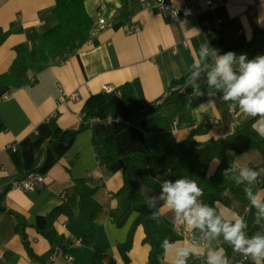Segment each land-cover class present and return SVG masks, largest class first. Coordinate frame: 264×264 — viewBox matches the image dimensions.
Returning <instances> with one entry per match:
<instances>
[{"label":"crops","instance_id":"1","mask_svg":"<svg viewBox=\"0 0 264 264\" xmlns=\"http://www.w3.org/2000/svg\"><path fill=\"white\" fill-rule=\"evenodd\" d=\"M128 1L126 15L120 12L119 0H85L84 8L93 22L103 18L108 26L76 53L56 60L36 73L27 86L13 89L0 99V192L6 191L2 202L5 212H0V264H147L150 246L143 242L145 234L141 226L134 230L132 244L126 249L137 215L133 213L122 226L117 225L120 202L115 194L122 186V175L113 174L98 163L93 135L109 126L116 152L122 155L130 151H154L183 140L198 125L207 127V132L198 136L199 142L224 138L251 118L240 112L238 104L235 111H230L233 102L223 100L222 89L207 94L198 89L208 84V73L214 67L210 56H201L200 46L208 43L210 50H219L217 55L231 51L237 58L245 54L248 60L264 56L263 47L248 53L253 47L250 45L254 29L264 27V0H225L212 9L203 0H171L176 8L186 7L191 11L177 22L170 14L142 9L137 0ZM54 8L55 0H0V32L9 31L0 43V75L8 71L19 46L30 44L33 36H43L56 27ZM217 21V28L207 30L208 25ZM131 25L136 26L134 32L129 30ZM205 63L179 90L180 93L188 88L194 90L185 109L170 105L134 121L132 111L122 103L118 93H113L108 104H113L115 110L107 118L111 120L109 124L95 121L71 142H50L54 132L76 128L86 99L103 92L105 87L114 91L129 83L141 102H157L167 95L173 81ZM234 71L240 74L236 65ZM197 91L202 95H197ZM13 154L19 157V168L12 163ZM227 156L232 171L223 173V179L250 188L252 196L264 202L262 155L248 150L237 156L229 152ZM219 164L217 159L211 160L207 176H212ZM34 169L43 175V185L33 192L6 190L18 170L19 174H26ZM244 169L258 173L251 184L240 176ZM147 176L160 187L165 180L174 181L165 168L149 166ZM76 180H83L95 189L93 200L99 206L91 245L81 239L79 196L74 191ZM138 188L147 201L156 205L158 227L168 241L162 248V264H174L176 250L188 246L196 248L198 255H190L187 264H207L209 252L222 255L228 264H254L251 257L234 252L232 246V259H228L216 237L207 234V227L189 228L185 221L177 219L160 199L161 191L147 189L140 183ZM216 208L224 221L234 223L240 217L264 233V217L257 220L258 210L251 201L247 204L226 190ZM54 210L57 212L54 230L71 243L66 255L61 249L50 255L49 242L34 229L38 216ZM16 216L27 224L28 243L44 263L28 256L15 232ZM243 232L248 238L246 228ZM94 256L98 257L97 261Z\"/></svg>","mask_w":264,"mask_h":264},{"label":"trees","instance_id":"2","mask_svg":"<svg viewBox=\"0 0 264 264\" xmlns=\"http://www.w3.org/2000/svg\"><path fill=\"white\" fill-rule=\"evenodd\" d=\"M119 1L121 3L120 12L128 15L129 1ZM84 2L85 0H55L53 15L57 21L56 27L43 36H33L30 44H22L16 49V57L8 71L0 75V99L13 89L27 86L36 73L48 68L56 60H62L73 55L89 40L94 22L87 14ZM8 34L9 31L0 32V43L5 40ZM250 46L253 47H250L248 53L257 52L260 48H264V27L254 29ZM206 65L207 63L198 66L180 79L173 81L167 95L157 102H141L135 96L129 83H125L109 93L103 91L91 95L82 107L80 124L73 129L54 132L50 142H71L80 132L91 128L93 122L103 123L108 117L113 116L115 107L113 104H108L113 93H118L122 103L132 111L134 121L160 112L170 105L183 110L188 106L189 97L194 90L188 88L180 93V88L186 85L194 77V74ZM198 89L203 94H207L216 87L205 84L199 86ZM258 119V117H251L242 122L231 135L224 138L199 142L198 136L207 132V127L198 125L192 128L183 140L170 143L154 151H130L122 155L116 152L109 126H106L98 135H93L92 145L96 151L98 163L105 166L109 172L113 174L120 172L122 175V186L115 194L120 202V210L117 212V225L122 226L131 214L136 213L137 215L128 234L126 249L132 244L134 230L137 226H141L145 234L143 242L150 246L147 264H162V248L168 241L160 233L157 218H151L153 214L156 215L157 213L156 205L147 201L138 188L140 183L147 189L161 191L162 187L147 176L149 166L157 169H168L173 180L180 178L195 180L203 191V194L197 198V202L212 208L217 216L220 215L216 203L221 201V196L226 190L249 204V194L252 196V190L227 182L222 175L232 171L227 156L229 152L237 156L248 150H254L258 151L264 160V137L260 136L253 128V124ZM213 159L220 162L219 167L212 176H207L208 165ZM11 160L13 165L19 168L20 161L16 154L12 155ZM36 171L34 169L27 173ZM19 173L18 170L16 173L18 175L9 181L6 190L11 189L13 180L21 179L27 174ZM74 191L79 196L81 239L91 245L96 230L94 216L99 209L93 200L95 189L90 188L83 180H76L74 181ZM5 192H0V212H5L2 206ZM16 218L18 223L15 232L20 236L28 256L44 263V259L36 256L28 243L25 234L27 224L19 216ZM56 218L57 212L55 210L46 216H38L34 229L49 242L50 255L54 254L56 249H61L62 253L66 255L67 247L71 243L59 236L54 230L53 224ZM221 220L225 222L222 218ZM246 225L249 239L255 235L264 236L257 225L251 222ZM216 239L226 257L232 259L231 245L224 240L223 234L216 236ZM97 260L98 257L94 256V261Z\"/></svg>","mask_w":264,"mask_h":264},{"label":"clouds","instance_id":"3","mask_svg":"<svg viewBox=\"0 0 264 264\" xmlns=\"http://www.w3.org/2000/svg\"><path fill=\"white\" fill-rule=\"evenodd\" d=\"M218 51V49L210 50L208 43L200 46L201 56H210L214 60V67L208 73L209 86L223 90V100L233 102L229 105L230 111H235L238 104L242 114L258 117L253 128L264 137V56L248 60L245 54L237 58L231 51L217 55ZM234 65L238 66L239 75H236ZM196 94L202 95L199 91ZM257 175V172L248 169L240 173L242 180L249 184L256 180ZM202 194L203 191L195 180L180 178L163 182L160 199L170 211L174 212L175 217L185 221L189 228L203 230L207 227V234L212 238L223 234L224 240L232 246L234 252L251 257L254 264H261L264 261V236L255 235L251 239L246 238L243 229L247 225L240 217H237L234 223L222 222L221 217L215 215L212 208L197 202V198ZM249 199L252 206L258 210L257 220L264 217V202L250 194ZM151 218L156 219V215L153 214ZM190 255H198L196 248L188 246L177 249L174 264H187ZM207 264H228V261L216 252H209Z\"/></svg>","mask_w":264,"mask_h":264},{"label":"built area","instance_id":"4","mask_svg":"<svg viewBox=\"0 0 264 264\" xmlns=\"http://www.w3.org/2000/svg\"><path fill=\"white\" fill-rule=\"evenodd\" d=\"M204 4L207 8L212 9L217 5H221L225 2V0H203ZM138 5L142 9L156 10L161 13L170 14L172 19L177 22L181 16H189L191 11L186 8H176L171 0H137ZM219 22L217 21L214 25H208L207 30H212L217 28ZM108 26L106 21L103 18H99L92 27L90 38L94 37L98 32L105 29ZM130 32H134L136 30V26L131 25L129 28ZM89 38V39H90ZM104 91L109 93L112 91L110 87H105ZM110 118L105 120V124L110 123ZM216 122H211V124H215ZM44 177L38 171L27 173L21 179H15L11 182V189H18L24 192H33L38 187L43 185Z\"/></svg>","mask_w":264,"mask_h":264}]
</instances>
